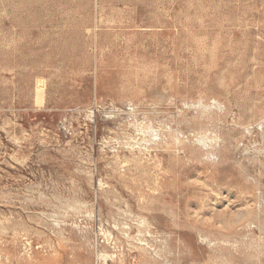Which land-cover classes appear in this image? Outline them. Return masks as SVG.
<instances>
[{
  "label": "rangeland",
  "instance_id": "obj_1",
  "mask_svg": "<svg viewBox=\"0 0 264 264\" xmlns=\"http://www.w3.org/2000/svg\"><path fill=\"white\" fill-rule=\"evenodd\" d=\"M263 125L264 0H0V264H264Z\"/></svg>",
  "mask_w": 264,
  "mask_h": 264
},
{
  "label": "bare ground",
  "instance_id": "obj_2",
  "mask_svg": "<svg viewBox=\"0 0 264 264\" xmlns=\"http://www.w3.org/2000/svg\"><path fill=\"white\" fill-rule=\"evenodd\" d=\"M220 102H221V101H220ZM169 108H170V107H169ZM173 108H174V107H173ZM188 108H189V107H188ZM176 109H177V108H176ZM178 109H179V108H178ZM188 110H189V109H188ZM178 112H179V111H178ZM188 112H189V111H188ZM182 113H183V112H182ZM178 115H179V114H178ZM175 120H176V119H175ZM187 120H188V119H187ZM179 122H180V121H179ZM175 123H176V121H175ZM186 123H187V122H186ZM184 124H185V122H184ZM261 124H262V123H261ZM263 126H264V125H263ZM261 127H262V126H261ZM173 129H174V128H173ZM173 129H172V131H173ZM175 129H176V128H175ZM167 130H168V129H167ZM260 130H261V129H260ZM169 131H171V130H169ZM174 131H176V130H174ZM174 131H173V132H174ZM159 132H160V131H159ZM162 132H163V131H162ZM167 132H168V131H167ZM261 132H262V131H261ZM168 133H169V132H168ZM160 134H161V133H160ZM174 134H175V133H174ZM174 134H173V135H174ZM262 135H263V133H262ZM175 136H176V135H175ZM168 137H169V136H168ZM263 137H264V136H263ZM161 138H163V137H161ZM170 138H171V137H170ZM175 138H176V137H175ZM164 139H165V138H164ZM163 141H164V140H163ZM163 141H162V142H163ZM165 143H166V142H165ZM226 151H227V150H226Z\"/></svg>",
  "mask_w": 264,
  "mask_h": 264
}]
</instances>
